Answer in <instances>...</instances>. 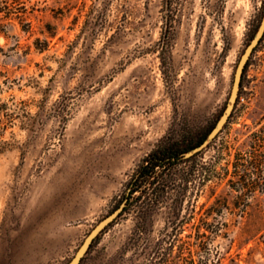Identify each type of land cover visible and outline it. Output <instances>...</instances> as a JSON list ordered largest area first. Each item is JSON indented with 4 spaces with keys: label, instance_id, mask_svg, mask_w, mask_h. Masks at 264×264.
<instances>
[{
    "label": "rangeland",
    "instance_id": "1",
    "mask_svg": "<svg viewBox=\"0 0 264 264\" xmlns=\"http://www.w3.org/2000/svg\"><path fill=\"white\" fill-rule=\"evenodd\" d=\"M264 0H0V264H68L170 134H209ZM181 223L132 213L81 264H264V38Z\"/></svg>",
    "mask_w": 264,
    "mask_h": 264
},
{
    "label": "trees",
    "instance_id": "2",
    "mask_svg": "<svg viewBox=\"0 0 264 264\" xmlns=\"http://www.w3.org/2000/svg\"><path fill=\"white\" fill-rule=\"evenodd\" d=\"M248 65L249 62L246 68ZM238 101L239 97L237 104ZM207 136L205 134L194 141L185 134L166 135L138 165L123 191L121 200L127 202L120 215L132 213L136 216V232L141 234L152 223V215L163 208L167 209L168 224L174 228L180 225L183 205L191 184L197 180L198 161L203 151L189 158L184 156ZM218 136L207 148L212 146Z\"/></svg>",
    "mask_w": 264,
    "mask_h": 264
},
{
    "label": "water",
    "instance_id": "3",
    "mask_svg": "<svg viewBox=\"0 0 264 264\" xmlns=\"http://www.w3.org/2000/svg\"><path fill=\"white\" fill-rule=\"evenodd\" d=\"M264 38V16L262 18L261 24L250 42V44L245 49L244 53L242 54L239 63L237 65L234 82L231 90V94L227 105L222 113L221 117L218 119L217 123L213 127V129L208 134L207 138L198 146L192 148L188 152L185 153V158H189L204 149H206L209 144L224 130L227 123L229 122L239 97L241 85H242V78L245 71V68L248 64L250 57L252 56L253 52L256 50L262 39ZM126 200L122 201V203L106 218H104L101 222H99L96 227L89 233V235L85 238L83 244L77 250L75 256L68 264H81L83 258L87 255L88 251L90 250L92 244L95 240L100 236V234L108 228L112 223H114L121 213L124 211L126 206Z\"/></svg>",
    "mask_w": 264,
    "mask_h": 264
}]
</instances>
